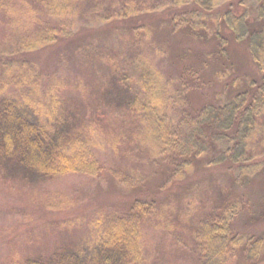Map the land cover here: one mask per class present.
Listing matches in <instances>:
<instances>
[{"label":"trees","instance_id":"1","mask_svg":"<svg viewBox=\"0 0 264 264\" xmlns=\"http://www.w3.org/2000/svg\"><path fill=\"white\" fill-rule=\"evenodd\" d=\"M104 1L33 0V5L24 7L15 0H0V13L10 23V32L0 44L2 165L35 181L75 173L101 178L107 171L94 149L108 145L118 150L127 132L119 134L123 138H106L86 114L72 107L75 83L44 72L35 60L22 56L72 36L84 13L88 22H110L153 9L146 0H111L110 8L102 7ZM171 1L167 3L181 10L172 16L173 32H186L205 43L216 40L215 48L205 54L204 67L220 61L218 76L230 77L233 62L226 28L233 39L247 41L260 80L248 81L247 89L224 103L194 110L189 94L199 84L189 81L201 69L186 65L179 77L165 76L144 52L153 39L151 26L138 23L132 32L133 58L123 57L120 63V56L110 62L117 86L113 101L130 115L127 131L137 146L153 162L169 164L166 183L185 178L207 157L210 165H235L240 172L235 183L240 184L264 164V0ZM89 48L83 53L88 54ZM152 50L156 56L163 54L161 49ZM191 54H184L182 60H190ZM111 86L110 92L115 86L112 79ZM132 183L144 185L139 179ZM243 199L218 205L193 222L200 264H232L235 257L237 264L264 263V236L234 227ZM167 217L168 205L159 197H139L126 211L99 213L75 244L22 255L16 264H148L145 227L171 229Z\"/></svg>","mask_w":264,"mask_h":264},{"label":"rangeland","instance_id":"2","mask_svg":"<svg viewBox=\"0 0 264 264\" xmlns=\"http://www.w3.org/2000/svg\"><path fill=\"white\" fill-rule=\"evenodd\" d=\"M15 1L24 7L33 5V0ZM146 1L153 7L151 11L110 22L93 19L92 23L88 22V14L84 13L72 36L22 54L35 60L44 72L75 83L72 107L79 114H86L92 126L104 132L106 138L113 135L123 138L119 134L125 132L128 136L123 138L118 150L108 145L94 149L96 158L107 167L101 178L75 173L35 181L0 163V264H16L22 255L27 257L40 250L50 252L75 244L89 232V223L99 213L126 211L139 197H159L166 203L172 226L171 229L145 227L148 264H200L194 251L193 222L205 217L212 208L239 198L244 199L234 222L235 229L264 236V164L236 184L234 178L240 172L235 165H210L206 157L185 178L166 183L169 164L153 162L130 138L127 131L130 115L113 101L117 86L110 62L120 56V63H124L123 57L133 58L136 49H133L132 32L138 23L151 26L153 39L143 47L144 52L151 61H156L165 76L179 77L186 65L201 69L189 81L190 85L199 84L189 94L194 110L207 103H224L237 91L247 89L248 81L261 78L247 41L233 39L224 28L233 69L228 79L220 78V61L203 66L205 54L215 48L216 40L212 38L205 43L194 40L186 32H173L172 16L181 10L167 3L171 0ZM110 2L105 0L100 4L110 8ZM49 22L55 23L51 19ZM9 32L10 23L0 13V44ZM89 45L88 54L83 53ZM152 48L161 49L163 54L156 56ZM188 52L192 53L191 59L183 61L182 56ZM111 79L115 86L110 92ZM138 179L144 185H133ZM48 201L55 207L47 205ZM37 240L40 247L29 244ZM238 260L235 257L232 264Z\"/></svg>","mask_w":264,"mask_h":264}]
</instances>
